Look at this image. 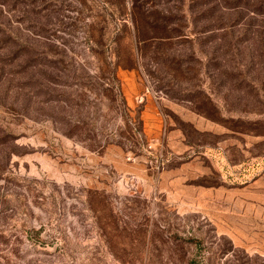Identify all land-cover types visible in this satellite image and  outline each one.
<instances>
[{"label":"rangeland","instance_id":"374dc122","mask_svg":"<svg viewBox=\"0 0 264 264\" xmlns=\"http://www.w3.org/2000/svg\"><path fill=\"white\" fill-rule=\"evenodd\" d=\"M0 264H264V0H0Z\"/></svg>","mask_w":264,"mask_h":264},{"label":"trees","instance_id":"16d2710c","mask_svg":"<svg viewBox=\"0 0 264 264\" xmlns=\"http://www.w3.org/2000/svg\"><path fill=\"white\" fill-rule=\"evenodd\" d=\"M228 8H226V10H227ZM163 26H166V24H162V27ZM217 29V28H216ZM136 32L138 33V34H140L141 33V30H140V27H138V25H136ZM140 41L141 42H144V40H142V39H140Z\"/></svg>","mask_w":264,"mask_h":264}]
</instances>
